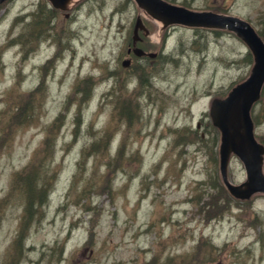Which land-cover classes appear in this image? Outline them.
Returning a JSON list of instances; mask_svg holds the SVG:
<instances>
[{"label":"rangeland","instance_id":"1","mask_svg":"<svg viewBox=\"0 0 264 264\" xmlns=\"http://www.w3.org/2000/svg\"><path fill=\"white\" fill-rule=\"evenodd\" d=\"M5 1L0 264H264V194H229L210 116L251 73L246 43L228 30L163 28L134 0L66 11ZM165 1L237 16L264 39V0ZM138 17L144 57L132 52ZM252 117L264 144V95ZM228 178H247L235 155ZM28 180L47 199L30 216Z\"/></svg>","mask_w":264,"mask_h":264},{"label":"water","instance_id":"2","mask_svg":"<svg viewBox=\"0 0 264 264\" xmlns=\"http://www.w3.org/2000/svg\"><path fill=\"white\" fill-rule=\"evenodd\" d=\"M5 0H0V3ZM53 7L66 10L71 0H50ZM147 14L163 24H182L189 27L226 29L235 32L251 49L254 65L250 76L236 85L224 99L214 100L211 107L213 124L221 131L220 172L230 193L240 199H249L253 194L264 193V145L257 141L251 110L260 98L264 85V41L247 21L242 18L215 13L213 11H193L168 3L165 0H135ZM144 29L138 17L134 30L136 43L139 29ZM135 54L143 55L140 48ZM153 54H150V56ZM128 61L125 62V65ZM232 154L244 163L247 180L235 185L228 178V164Z\"/></svg>","mask_w":264,"mask_h":264},{"label":"trees","instance_id":"3","mask_svg":"<svg viewBox=\"0 0 264 264\" xmlns=\"http://www.w3.org/2000/svg\"><path fill=\"white\" fill-rule=\"evenodd\" d=\"M48 13H52V11H48ZM142 82V81H141ZM143 83V82H142ZM119 113L123 112V108H121L120 110L119 109H116ZM51 148V147H49ZM36 166V160L35 158L28 164V166L25 168L26 171H30L32 169H34ZM26 173V172H25ZM30 175V174H29ZM28 175H24L23 177H19L20 179L22 180H26L28 179L27 178ZM27 183V193H28V196L25 198V201L27 202L26 204V214L28 216L32 215L34 213V211L36 210L35 208H37V206L42 202V204L46 203L44 201H47L46 199V196H45V193L43 194V192L40 190V191H37V188L35 187V183L32 181V180H28L26 181ZM219 208V206H218ZM174 258H172L173 260ZM172 261L170 260L169 263H171Z\"/></svg>","mask_w":264,"mask_h":264},{"label":"bare ground","instance_id":"4","mask_svg":"<svg viewBox=\"0 0 264 264\" xmlns=\"http://www.w3.org/2000/svg\"><path fill=\"white\" fill-rule=\"evenodd\" d=\"M77 0H71V2L69 4H74ZM2 264V263H1ZM3 264H5V262L3 261Z\"/></svg>","mask_w":264,"mask_h":264}]
</instances>
